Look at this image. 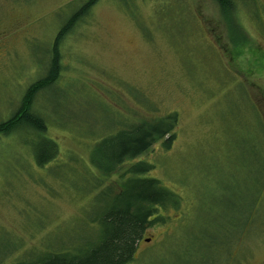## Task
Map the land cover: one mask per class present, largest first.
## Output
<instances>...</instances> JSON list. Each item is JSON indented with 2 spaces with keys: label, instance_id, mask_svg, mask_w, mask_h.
<instances>
[{
  "label": "rangeland",
  "instance_id": "obj_1",
  "mask_svg": "<svg viewBox=\"0 0 264 264\" xmlns=\"http://www.w3.org/2000/svg\"><path fill=\"white\" fill-rule=\"evenodd\" d=\"M84 1L0 0V121L45 75L54 35ZM232 1L226 15L216 0H100L91 8L63 43L58 85L33 103L57 159L39 168L23 144L30 134L0 138V241L22 238L24 246L0 264L45 247L57 224L63 239L94 232L90 219L102 204L93 195L127 164L104 179L90 148L126 120L171 112L173 144L138 160L179 193L180 209L162 213L164 224L145 232L129 264H264V0ZM233 22L243 46L244 35H230ZM226 231H236L231 245Z\"/></svg>",
  "mask_w": 264,
  "mask_h": 264
},
{
  "label": "trees",
  "instance_id": "obj_2",
  "mask_svg": "<svg viewBox=\"0 0 264 264\" xmlns=\"http://www.w3.org/2000/svg\"><path fill=\"white\" fill-rule=\"evenodd\" d=\"M98 1L100 0H85L64 19L52 39L45 75L28 85L16 111L0 121V138L18 132L30 134V139L25 138L23 144H29L35 165L39 168L57 159L59 148L57 142L46 135L45 118L32 109L35 96L43 89L58 85L57 81L64 68L63 43L70 34H74L75 28L86 20L91 8ZM216 2L224 15L234 11L232 0ZM228 18L226 21L231 20V23L233 20L229 16ZM235 24L232 23L230 35L234 40L237 37L234 34L244 35V38L241 37L243 46L248 39L243 30ZM125 122L120 124L114 134L96 139L95 145L91 146L89 151L90 165L104 179L117 175L127 164L117 175L114 184L110 183L99 190L102 182L97 178L94 189L98 190L93 199L102 205L97 207L90 219L91 225L96 227L94 232L92 229H86V233L81 234L79 239H76V236L63 239L57 224L53 234L48 236L50 238L45 247L32 249L26 259L21 257L10 264H129L134 259L138 243L145 232L155 225L164 224L165 217L162 213L180 209L179 193L149 175L153 168L150 162L138 160L156 144H160L164 150L170 148L176 137L177 113ZM260 176V181L264 180V166L261 167ZM46 222L47 220L44 224ZM44 224L38 229L45 227ZM235 233L236 231H226L224 237L227 239V245H231L233 239H238ZM13 240L6 242L4 246L3 240L0 241V263L11 253L23 249L22 238L17 239L19 243Z\"/></svg>",
  "mask_w": 264,
  "mask_h": 264
},
{
  "label": "flooded vegetation",
  "instance_id": "obj_3",
  "mask_svg": "<svg viewBox=\"0 0 264 264\" xmlns=\"http://www.w3.org/2000/svg\"><path fill=\"white\" fill-rule=\"evenodd\" d=\"M149 240H150L149 238H147V239L144 238V241H145V242H149ZM139 242H140V241H139ZM136 251H137V250H136ZM135 254H136V252H135ZM134 258H135V255H134Z\"/></svg>",
  "mask_w": 264,
  "mask_h": 264
}]
</instances>
